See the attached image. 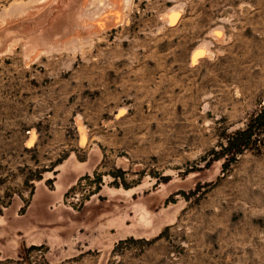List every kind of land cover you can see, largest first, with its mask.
Returning a JSON list of instances; mask_svg holds the SVG:
<instances>
[{
	"label": "rangeland",
	"instance_id": "1",
	"mask_svg": "<svg viewBox=\"0 0 264 264\" xmlns=\"http://www.w3.org/2000/svg\"><path fill=\"white\" fill-rule=\"evenodd\" d=\"M18 1L0 0V25L37 0L13 9ZM173 8L177 20L164 21ZM110 18L114 24L76 44L58 31L65 24L52 22L58 45L29 63L23 31L0 43V229L4 208L25 205L38 180L48 177L53 192L58 181H73L75 162L89 164L98 151L71 186L90 178L83 201L68 204L64 193L57 208H96L101 217L111 208L99 231L112 225L102 234L131 235L109 252L69 257L76 231L69 251L52 243V264H264V0H131L118 22ZM199 46L212 56L191 64ZM250 125L246 148L223 150ZM46 250L0 264H44Z\"/></svg>",
	"mask_w": 264,
	"mask_h": 264
},
{
	"label": "bare ground",
	"instance_id": "2",
	"mask_svg": "<svg viewBox=\"0 0 264 264\" xmlns=\"http://www.w3.org/2000/svg\"><path fill=\"white\" fill-rule=\"evenodd\" d=\"M20 1H22V0H20ZM20 1H18V3H20ZM29 1L30 0H28L26 2H29ZM130 1L131 0H37V1H35L36 3H34L30 7H28L29 9H27L25 12H23V14H21L17 17L11 16L12 18L11 19L9 18L6 26H5L6 23L4 25H0V43L3 42L7 36H9V35H7V34H10L9 32H12L15 30L23 31L25 33V35H22L21 37H19L20 39L19 38L18 39L22 43L24 61L29 60V62H30V61H32L31 59L36 57V55H38L39 53L49 52V49H51L52 45H54V46L58 45L57 44L58 41H55L53 43V41L50 39V38H52L51 36H53V35L55 36V34H54L55 29L52 27V22L53 23L59 22V25H60V22H62V24H65L67 26V29L65 28V30H63V29L58 30V31H64L62 33H64L65 39H67V42H65L66 44H76V43H80L81 41L86 42V40L91 39L92 35H94L96 33V30H98V32L100 31L99 28L102 25H105L106 24L105 22L108 21L110 17H111L110 20L116 19L118 22V18H120L122 16V8L124 7V5L127 8V6H129V4H130ZM23 4H24L23 2H21L20 5H16L15 3L14 4L12 3V5H10V6L12 7L14 5L13 9H15V7H16L19 10L18 7H20L22 5L20 7V8H22V7H24V5H26V4H24V5ZM106 4L110 5L111 8L107 12H103V10H102L103 8H104V10L107 9ZM7 11H9V10H7ZM11 11L13 12L14 10H11ZM179 13H180L179 10H176L175 8H173V9H170V10L162 13L161 15L164 18L163 19L164 21L167 19L169 22H175L177 20V17L179 16ZM123 17H124V14H123ZM122 20L123 19H121L120 21L122 22ZM108 22L110 23L111 21H108ZM114 22H113V24H114ZM55 25H56V23H55ZM59 25L57 26V28H59ZM104 27L107 28L108 26L107 27L104 26ZM4 30H5V32L2 33ZM52 30H53V33H52ZM82 30L85 33L79 32ZM100 33H99V35H100ZM12 34H13V32H12ZM219 34H217V37L219 36ZM15 41L17 42L18 40H15ZM16 42L14 44L20 43L19 41L17 43ZM89 42H92V41H89ZM88 44H85V45H88ZM7 47H8L7 50L13 49V46L8 45ZM79 47L82 48L83 45H82V47L81 46H79ZM212 53L213 52L210 49H208L207 47L199 46L192 51L191 56H190V62H191V64L197 63L198 59L203 58V57L209 58L210 56H212ZM27 61H25V63ZM29 62H27V63H29ZM123 110L124 109H119L118 113L119 114L122 113ZM76 122L78 125V131H79V135H80L79 144L81 146H83L85 144V141H86V129H85L83 123L81 122L80 118H76ZM34 137H35V133H34V129H32L30 139L28 140L29 144L32 142L33 139H35ZM97 152L98 151H95L94 156H93V160L89 164H85L83 166H81V165L78 166L77 164H75L76 163L75 162L74 165H72L71 168H74V170L71 169V170H73L72 173L74 176V178L72 180H74L77 175H80L85 170H87V171L92 170L95 162L98 160V154L99 153H97ZM48 176L50 177V175H48ZM191 179H193V177H187V181H185V182L190 183ZM68 183H69V181L67 182L65 180H60L57 182L56 189L53 192L46 190L44 188V186L41 188V190H38V192L39 191L47 192L49 194H53V195L58 196V198L60 199L62 191ZM162 186H163V188H165L164 185H162ZM163 188H162V190H163ZM160 189H161V187H160ZM160 189L155 191V193L153 195L155 199L162 198V197H159V195L162 194V193L160 194ZM131 190H133V189H129V190H125V191H131ZM112 191L115 192L114 190H112ZM59 204L60 205L62 204L61 200H59ZM123 233L121 235H123ZM124 234H126V233H124ZM114 237H117V236H114ZM114 237H111L108 239L107 247H111L112 242L115 239Z\"/></svg>",
	"mask_w": 264,
	"mask_h": 264
},
{
	"label": "crops",
	"instance_id": "3",
	"mask_svg": "<svg viewBox=\"0 0 264 264\" xmlns=\"http://www.w3.org/2000/svg\"><path fill=\"white\" fill-rule=\"evenodd\" d=\"M85 172L87 171H84V173ZM60 173L59 171L57 175L60 176ZM80 175H77L75 179L70 181L63 189L61 201L63 194L74 184ZM47 178L48 177L40 179L35 183L31 196L25 205H23L21 200L19 202L16 200L4 208L5 212L3 216H6L8 222L0 229V231L5 233L0 248V260L2 258H11L13 254H15L19 261L24 262L26 261V254L33 258V256H36L35 250L39 246H45L47 250L43 263L52 264V243L56 245L64 243L63 250L67 252L70 250L69 248L72 247L69 245V248H67L66 245L71 244L68 242L69 240H67V238H69V234L75 236L76 231H78V237L80 236V239L76 242L75 249L72 250L74 252L67 254L69 257L83 255L95 249L99 250L97 251L98 253L109 252L119 240L131 235L126 234L116 237L111 247L105 249L104 242L107 238L116 235V232L102 234L106 228L113 229L112 225L106 226L102 231H99L98 225L105 223L108 219H112L111 208L108 210L109 213L107 212L108 214L102 217L99 216L98 211H95L96 208L93 209L94 211L91 214L83 211L77 212L75 210H70L65 206L63 209H58V196L47 192H38L43 186L47 187L45 183ZM57 181L58 180L55 182ZM48 189L52 191L51 188ZM12 209H14V211ZM103 218H106L105 221H103ZM57 228H60V230H58L60 235L56 236L58 238L54 239V233L57 231ZM74 238L77 240V237ZM58 253L59 252H57V254ZM99 261L100 263L103 262L101 259Z\"/></svg>",
	"mask_w": 264,
	"mask_h": 264
},
{
	"label": "trees",
	"instance_id": "4",
	"mask_svg": "<svg viewBox=\"0 0 264 264\" xmlns=\"http://www.w3.org/2000/svg\"><path fill=\"white\" fill-rule=\"evenodd\" d=\"M262 116L263 112L257 116V119L261 120ZM253 134L254 133L251 125L242 131L235 132L232 136L228 138L227 146L223 150L232 153V156H234V154L240 153L244 148H246L250 144L251 136ZM233 158L234 157H231V159Z\"/></svg>",
	"mask_w": 264,
	"mask_h": 264
},
{
	"label": "built area",
	"instance_id": "5",
	"mask_svg": "<svg viewBox=\"0 0 264 264\" xmlns=\"http://www.w3.org/2000/svg\"><path fill=\"white\" fill-rule=\"evenodd\" d=\"M90 179L89 177L81 179L76 185L70 187L65 192V201L68 204H80L83 201L84 193L87 191V187L84 188L86 181ZM95 185V182H94ZM85 200V199H84ZM85 202V201H84ZM38 249V248H37Z\"/></svg>",
	"mask_w": 264,
	"mask_h": 264
}]
</instances>
